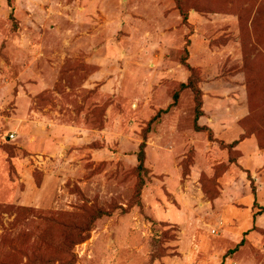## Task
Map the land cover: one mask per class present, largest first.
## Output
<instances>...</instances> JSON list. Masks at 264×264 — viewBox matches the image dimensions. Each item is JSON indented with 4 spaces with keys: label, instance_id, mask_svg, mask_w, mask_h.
Instances as JSON below:
<instances>
[{
    "label": "rangeland",
    "instance_id": "rangeland-1",
    "mask_svg": "<svg viewBox=\"0 0 264 264\" xmlns=\"http://www.w3.org/2000/svg\"><path fill=\"white\" fill-rule=\"evenodd\" d=\"M180 2L0 0V264H264V0Z\"/></svg>",
    "mask_w": 264,
    "mask_h": 264
},
{
    "label": "trees",
    "instance_id": "trees-1",
    "mask_svg": "<svg viewBox=\"0 0 264 264\" xmlns=\"http://www.w3.org/2000/svg\"><path fill=\"white\" fill-rule=\"evenodd\" d=\"M178 1H179L178 5H179V8H180L181 14L184 17V20L187 21L188 20V15L182 9L180 0H178ZM8 2L10 4V6L13 7V0H8ZM188 67L190 68V66H188ZM198 84H199V79H196L192 75V77L190 78V81L188 83H183L181 85V89L190 87V88H193L197 92L198 95L196 96L195 128L198 131H200V130L202 131V130L207 129V127L199 125V119L203 115V98H202V95H201L202 91H201V89H200ZM179 93L180 92L177 91L174 94V102L172 103V106L177 105L178 100H179V96H180ZM169 110H170V108L160 111L153 120H157L161 116L162 113L168 112ZM144 139L145 140L140 145V150L138 152V162H139L138 169H139V172H140V181H139V184H138V193L139 194L141 193V191L143 190V187L146 184V180H145L144 176L147 173V167L145 166V162H146V146H147L146 139H147V136H145ZM253 192H254V194H256V188L254 186H253ZM261 209H263V211H264V208H261ZM243 243H244V240H242L235 248L230 249L228 251L227 255H231L234 252H236L239 249V247L243 245Z\"/></svg>",
    "mask_w": 264,
    "mask_h": 264
}]
</instances>
